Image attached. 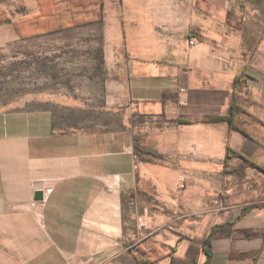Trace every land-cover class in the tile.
I'll return each mask as SVG.
<instances>
[{
	"label": "crops",
	"instance_id": "1",
	"mask_svg": "<svg viewBox=\"0 0 264 264\" xmlns=\"http://www.w3.org/2000/svg\"><path fill=\"white\" fill-rule=\"evenodd\" d=\"M103 2L123 129L69 133L49 111L0 112V264H139V249L185 256L201 236L211 257L199 264H264V172L244 159L264 163V125L249 137L207 122L228 115L242 74L240 104L264 122V0ZM69 8L84 12L0 0V46L20 39L15 22L45 28ZM229 145L244 158L227 160Z\"/></svg>",
	"mask_w": 264,
	"mask_h": 264
},
{
	"label": "rangeland",
	"instance_id": "2",
	"mask_svg": "<svg viewBox=\"0 0 264 264\" xmlns=\"http://www.w3.org/2000/svg\"><path fill=\"white\" fill-rule=\"evenodd\" d=\"M103 34V22L54 31L22 25L19 40L0 46V112L49 111L69 133L123 129L124 64L107 60Z\"/></svg>",
	"mask_w": 264,
	"mask_h": 264
},
{
	"label": "trees",
	"instance_id": "3",
	"mask_svg": "<svg viewBox=\"0 0 264 264\" xmlns=\"http://www.w3.org/2000/svg\"><path fill=\"white\" fill-rule=\"evenodd\" d=\"M68 1L73 3L76 8H82L85 14L79 15L78 11L69 8L68 9L69 10L68 14H70L69 18H64V16L62 17L58 16L55 19V21H51L50 19L45 18L43 22L45 28H50V31H54L60 28L64 29L73 26H83L85 24H89L93 22L104 21L106 12L104 9L103 0H68ZM89 13H91V17L87 15ZM52 15H56V13H53ZM14 24L17 31L20 33L21 27L19 23L15 22ZM245 77L246 74H242L235 79L234 82L235 92L233 95V101L228 115L219 118L208 119L207 122H227L229 124L231 131L239 130L244 134H246L247 136L252 137L253 134L249 130L251 125L256 122H260L261 124L264 125V122L260 121L257 117L251 115L248 112V110L240 104L242 89L246 85ZM234 156H241V155L235 152L229 145L227 150V160H230ZM244 159L247 161L250 167L257 168L264 172V163L259 164L253 161L252 159H247V158ZM202 243L203 246H201ZM206 244L207 243L205 236L194 237L193 239L190 240L189 249L185 256L172 254V252L169 254L158 252L156 257L148 256L145 259L142 256L145 255L147 252L145 250H140V249L138 250V253L134 254V256L139 264H155L157 261L167 256L171 257V264H199L200 255L203 250L205 251L208 257V260L211 257V252L209 251L208 248H206Z\"/></svg>",
	"mask_w": 264,
	"mask_h": 264
},
{
	"label": "built area",
	"instance_id": "4",
	"mask_svg": "<svg viewBox=\"0 0 264 264\" xmlns=\"http://www.w3.org/2000/svg\"><path fill=\"white\" fill-rule=\"evenodd\" d=\"M184 105H185V103H184ZM135 159H137V156H135ZM139 223H141V226H142L143 228L146 227V224H145V222H144L143 219H139Z\"/></svg>",
	"mask_w": 264,
	"mask_h": 264
}]
</instances>
